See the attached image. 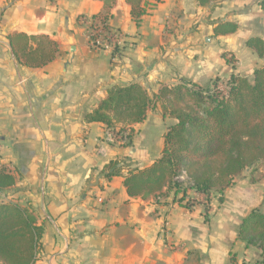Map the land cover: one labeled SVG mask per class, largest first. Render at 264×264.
I'll return each mask as SVG.
<instances>
[{
  "label": "crops",
  "instance_id": "1",
  "mask_svg": "<svg viewBox=\"0 0 264 264\" xmlns=\"http://www.w3.org/2000/svg\"><path fill=\"white\" fill-rule=\"evenodd\" d=\"M103 7L102 0H0V168L15 176L0 203L33 207L44 227L34 264H257L260 249L238 233L264 196L254 197L246 181L236 177L206 211V196L193 189L135 198L124 186L126 172L104 176L111 160L124 158L128 169L160 157L163 133L176 122L160 105L134 124L129 146L85 116L114 85L138 82L157 92L183 80L212 89L215 80L225 87L232 73L252 78L264 57L246 41L264 40V9L257 0H164L138 27L131 5L115 0L108 23L124 43L113 57L89 38L91 17ZM226 21L236 22L237 32L215 35ZM15 33L48 35L59 44L55 59L21 64L8 39ZM160 122L155 141L151 127Z\"/></svg>",
  "mask_w": 264,
  "mask_h": 264
},
{
  "label": "trees",
  "instance_id": "2",
  "mask_svg": "<svg viewBox=\"0 0 264 264\" xmlns=\"http://www.w3.org/2000/svg\"><path fill=\"white\" fill-rule=\"evenodd\" d=\"M103 10L92 15L91 26L101 23L103 30L113 29L108 21L115 0H102ZM132 17L139 27L143 18L164 0H126ZM202 6H214L218 0H198ZM264 9V0H257ZM238 24L226 21L214 28L215 35L236 33ZM95 36H93L94 38ZM17 60L30 67H41L53 61L59 44L48 35L15 33L8 37ZM246 45L260 58L264 57V40L251 36ZM119 51L114 50L113 53ZM233 62V59H227ZM226 92L183 80L157 92H149L138 82L114 85L106 97L85 116L87 122H101L106 131L117 136L127 133L132 144L134 124L144 121L148 111L161 106L164 117L174 118L163 134L161 155L144 168H128L124 158L105 164L104 176H124V186L130 197L148 199L172 187L176 193L188 188L206 196L205 210L211 193L221 194L235 184L245 169L261 163L264 166V65L255 68L249 78L232 73L226 81ZM186 172L188 186L182 187L177 178ZM255 182L254 178H251ZM15 184V176L0 168V190ZM185 197V195L183 196ZM208 220V219H207ZM44 227L38 224L33 207L16 202L0 203V264H34L43 251ZM238 238L247 246L261 251L264 264V211L253 208L242 218Z\"/></svg>",
  "mask_w": 264,
  "mask_h": 264
},
{
  "label": "rangeland",
  "instance_id": "3",
  "mask_svg": "<svg viewBox=\"0 0 264 264\" xmlns=\"http://www.w3.org/2000/svg\"><path fill=\"white\" fill-rule=\"evenodd\" d=\"M219 89H221L223 92H226L228 87L227 85L225 87L220 86ZM162 129H163V126L161 122L159 126L157 125L152 126L151 127L152 139L156 141L160 137V132H162ZM142 135H143V132L137 137V141L142 138ZM251 178H254L255 182H252ZM237 179L239 183L246 181L247 183H249V185H251V189H254V193L252 194L254 197L260 196L261 193L264 196V166L261 163H257L255 166L245 169L239 176H237ZM180 183L182 184V187L188 186L187 177L184 178ZM262 188L263 190L261 191ZM219 194H220L219 192L213 191L211 193V197H214V196L217 197ZM259 206L264 211V198H263V202Z\"/></svg>",
  "mask_w": 264,
  "mask_h": 264
},
{
  "label": "built area",
  "instance_id": "4",
  "mask_svg": "<svg viewBox=\"0 0 264 264\" xmlns=\"http://www.w3.org/2000/svg\"><path fill=\"white\" fill-rule=\"evenodd\" d=\"M92 24V21H91ZM102 24L98 22V26L97 28H95L94 26H90L92 28L91 32L89 33V38H90V42L93 46L95 47H99V48H104L110 51H114V50H118L119 52L121 51V49L123 48V34L115 29H111L109 31L107 30H103L102 29ZM93 36H95L93 38ZM118 52V53H119ZM118 53H113V57H115L116 55H118ZM219 88V87H218ZM112 133V132H111ZM115 134V133H114ZM117 140L123 144L126 143L128 141V137H127V133H125L123 136H117L115 134ZM186 172H183L178 178L177 180L179 182H181L184 178H186ZM102 201V200H101Z\"/></svg>",
  "mask_w": 264,
  "mask_h": 264
},
{
  "label": "water",
  "instance_id": "5",
  "mask_svg": "<svg viewBox=\"0 0 264 264\" xmlns=\"http://www.w3.org/2000/svg\"><path fill=\"white\" fill-rule=\"evenodd\" d=\"M70 43H72V39L70 40Z\"/></svg>",
  "mask_w": 264,
  "mask_h": 264
}]
</instances>
